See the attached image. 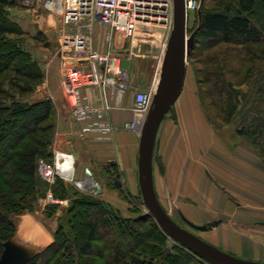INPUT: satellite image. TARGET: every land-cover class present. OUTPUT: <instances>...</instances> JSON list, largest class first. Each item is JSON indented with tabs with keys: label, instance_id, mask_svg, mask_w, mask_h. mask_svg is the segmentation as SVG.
Here are the masks:
<instances>
[{
	"label": "trees",
	"instance_id": "obj_1",
	"mask_svg": "<svg viewBox=\"0 0 264 264\" xmlns=\"http://www.w3.org/2000/svg\"><path fill=\"white\" fill-rule=\"evenodd\" d=\"M212 1L217 7L202 9L188 61L201 65L198 84L210 85L208 95L216 93L211 105L223 126L233 127L264 161V0ZM12 4L0 0V144L5 142L0 151V258L4 243L17 231L14 216L33 207L37 189L44 195L49 189L58 197L69 195L59 179L62 194L39 183V161L53 156L55 108L50 99L23 101L42 76L11 41L22 34L7 18ZM199 94L206 100L202 88ZM72 204L66 221L73 228L65 230L61 220L54 242L29 264H207L182 245L167 249L170 238L151 217L129 225L110 204L80 191ZM76 206L83 208V216Z\"/></svg>",
	"mask_w": 264,
	"mask_h": 264
},
{
	"label": "rangeland",
	"instance_id": "obj_2",
	"mask_svg": "<svg viewBox=\"0 0 264 264\" xmlns=\"http://www.w3.org/2000/svg\"><path fill=\"white\" fill-rule=\"evenodd\" d=\"M196 1L200 6L199 11L201 13L202 9H205V7H217V5L212 0ZM7 18L13 25L19 28L22 33L19 36L11 37V41L18 43L19 48L23 51V53L28 55L27 60L35 64L37 71L42 76L41 83L37 86H34L33 91L26 95L23 98V101H42L41 99L43 98L48 99L46 96H48L56 88L63 87L64 89V76L66 73L64 74V69L61 63L63 56L59 51L60 22L44 11H37L35 9L21 7L15 2H13V4L7 8ZM200 22L198 10L189 13V36L193 34V32L199 27ZM96 35V39H98V43H100V50L106 51L107 48L104 44V39L101 38V32L97 31ZM157 37L158 40H160L159 36ZM122 40H124L122 37H117L116 47H118L117 51L121 54V58L125 63L124 65L130 74L131 82L135 85L141 84L144 86L150 84V87L154 86L155 84L157 85L161 74L159 70L160 63L157 60L158 57H161L160 45H158L157 48H154L153 51H155V53L152 52V54L147 55L148 59L143 62L142 59L138 57V55H143V53H145L147 50L150 51V47L147 45V43L144 41L140 44L132 45L129 40H124L123 42ZM160 43L162 42H159V44ZM2 51L3 47L0 46V60H2L4 57L2 56ZM201 68L202 67L199 63L191 64L189 61L187 62V77L185 85L182 94L176 103H199L206 119L211 125V129L224 142L225 145V148L220 151V156L218 157L214 155L213 157L215 158L212 159V161L216 165L213 169L217 171L221 177L222 189H220L225 193V195L229 196V199L232 200L231 202L233 204L232 211H228V216L230 217H225L219 220V222L222 220L224 221V228L220 231L221 234L219 233V235L224 236L226 233L227 235L233 237L232 241H229L230 238L229 240H224L233 243V248L227 249L223 246L219 248L226 252L234 253L236 257L241 259H244L242 256L243 254H241L243 252L251 258L259 259L255 262L264 263V161L248 141L242 137H238L234 133L233 127L223 126L222 122L218 119L216 108L211 105V100L213 103L216 102V93L212 92L211 95H208L210 85L208 86L206 84L205 86H199L198 84V80L203 77L201 74H198V69ZM4 83L12 90L11 86L8 85L6 81ZM199 88L200 91L202 88L203 93L208 96V98L205 96L206 100L204 101L200 97ZM12 91H14V89ZM51 101L53 102V100ZM205 106H207L209 110ZM175 107L176 105H174L170 113L167 114L165 117L166 119L175 117ZM54 118L56 125V137L58 130L56 112ZM71 119L74 120L73 118ZM3 143L5 142L0 144V151L2 150ZM159 147L160 146L157 145V152H154V157H156L157 161H159V153L161 152ZM61 151L66 152L59 147L55 149L54 146L51 148V153L53 155L52 159H44L41 161H53L55 158V153ZM253 151H255L259 156L258 164L253 163V160L250 159L251 155L249 153ZM213 152L217 153V151ZM37 174L39 183L41 182L42 185H47L49 183L47 180L43 179L44 174H42L39 167ZM113 174L114 175L111 176L109 174L106 177V175L102 173L103 178L102 176H96L93 174V178L101 190L90 195L95 194V196L100 198V200H104V202L110 204L114 211L119 212V216L121 218L130 221L129 225L131 224V220L134 221L144 217H151L153 220H155L149 214L146 206L143 203L141 190L137 193L128 192L125 186L122 185V178L117 177V174H120L119 169L115 168ZM82 178L83 177L78 178L76 176V179L78 180ZM105 178H108V181ZM58 179L61 180L62 185H65V189H67V192L69 193L68 196L58 197L52 189H49L44 195L41 189V192L39 189H37L36 191H38L37 193L39 195L37 196V200L35 201L33 207L26 209L21 215L14 216V220L20 218L21 216H31V218H36L39 221L42 229L46 232V235L48 234V240L50 239V241L47 242L46 245L37 247L40 249L39 251H37V248L36 250L31 249L30 247L28 248L21 243L22 246L30 249L33 252L37 251L40 253L54 242V234L56 233L58 224L61 220H65V230L68 231L70 227L73 228L74 224H69L66 221V216L69 215L70 210H72V200L75 198V194L80 190L74 185V183L66 182L60 178H56L48 185H53L51 187H55L57 190H59V187L61 186H57L59 183ZM119 180L121 181L119 182ZM73 192L75 194H72ZM59 193L62 194V191L60 192L59 190ZM157 194L158 200L162 207L176 224L191 231L204 241L208 243L212 242L210 240L211 234L196 230L185 221L182 215L185 213L186 208L184 206L181 207L182 204L186 205L185 203L179 205L181 202L174 199V196L171 192L160 191L157 192ZM76 208V212L80 213L78 216H83V208L80 206H76ZM78 219H76L75 222H77ZM214 225L216 224H210L208 225V228L211 229L214 227ZM194 226L198 225L194 224ZM219 235L217 241L221 240L219 239ZM13 240H17V231L13 237ZM175 244L180 245L179 243H176L170 239L167 249H172V245Z\"/></svg>",
	"mask_w": 264,
	"mask_h": 264
},
{
	"label": "crops",
	"instance_id": "obj_3",
	"mask_svg": "<svg viewBox=\"0 0 264 264\" xmlns=\"http://www.w3.org/2000/svg\"><path fill=\"white\" fill-rule=\"evenodd\" d=\"M130 42L132 45H137L142 41L134 39ZM147 51H144L143 55H138L143 62L148 59L147 55L152 54V52L155 53V51H148V53ZM157 60L160 63L161 57H158ZM61 63L65 74L66 66L63 61ZM149 85H135L131 82L130 89L125 93H110L112 109L108 115V120L114 127V132L111 135L93 133L87 130L85 124L76 123L71 119V109L66 99L65 88H56L46 96L48 99L53 100L57 114L58 130L53 147L55 146V149L59 147L74 154L75 170L78 178L83 177L87 169L91 171L92 175L102 176V178V173L106 177L109 174L111 176L114 175L113 171L116 168L119 169L120 173L117 174V177L122 178V181L119 180V182H122L128 192L137 193L140 191V135L135 131L124 130L123 126L133 120L136 92L146 91L153 87ZM81 94L88 102L98 103L100 101V91L98 89L85 90ZM175 105V117L164 119L157 136L155 153L157 152V145L160 146L161 152L159 153V161L154 157L156 193L160 191L171 192L174 199L181 202L179 205L186 204L181 205V207L186 208V210L184 209L185 213L182 215L184 219L193 225H204L207 228L203 232L211 234L210 240L213 243L209 242L210 244H214L217 248L223 246L232 249L233 243L224 240L230 238L229 241H232L233 237L226 233L224 236L219 235L224 228V221L219 222V220L230 217L228 211H232L233 204L229 196L221 190V177L213 169L216 165L212 161L215 158L214 155L220 156V151L225 148L224 142L211 129V125L199 103H176ZM213 151H217V153ZM256 152L253 151L249 154L253 163L258 164L259 156ZM105 179L108 181V178ZM29 219H31V216H21L14 220L17 228V243L20 245L22 243L28 248L36 250L41 245L31 243L29 239L25 238L24 234L25 224L28 223ZM210 224L216 225L210 229L208 228ZM218 235L221 239L219 241H217ZM46 241L49 242L50 239ZM43 245H46V243ZM37 249V251L40 250ZM229 254L236 256L231 252ZM241 254H243L244 260H259L251 258L243 252Z\"/></svg>",
	"mask_w": 264,
	"mask_h": 264
},
{
	"label": "built area",
	"instance_id": "obj_4",
	"mask_svg": "<svg viewBox=\"0 0 264 264\" xmlns=\"http://www.w3.org/2000/svg\"><path fill=\"white\" fill-rule=\"evenodd\" d=\"M12 1L21 7L44 11L60 22L59 51L66 66L64 85L72 118L85 124L88 131L111 135L114 127L108 120L112 109L110 93L123 94L131 87L130 74L117 51L116 39L145 41L150 47L149 52L160 45V70L174 27V0ZM198 8L196 0H186L188 15ZM97 31L101 32L106 51L100 50ZM156 87L155 84L146 91L136 92L134 117L124 124V130L141 134L153 105ZM90 89L100 91L98 103L82 97L81 93ZM38 167L44 174L43 179L49 183L60 178L74 183L81 193L89 195L101 190L89 169L82 179H76L73 153L56 152L52 162L39 161Z\"/></svg>",
	"mask_w": 264,
	"mask_h": 264
},
{
	"label": "water",
	"instance_id": "obj_5",
	"mask_svg": "<svg viewBox=\"0 0 264 264\" xmlns=\"http://www.w3.org/2000/svg\"><path fill=\"white\" fill-rule=\"evenodd\" d=\"M199 8L198 15L201 21ZM200 28L201 22L193 34L188 35L186 0H174L173 31L161 62L160 80L156 87L153 105L140 134L139 184L143 203L149 214L171 240L184 246L207 264H264L226 253L191 231L180 227L164 210L155 190L154 152L157 136L162 122L182 94L187 76L188 56ZM185 221L196 230L205 231L207 229L205 226H194L186 219ZM38 254L39 252H33L12 239L4 243L0 264H29Z\"/></svg>",
	"mask_w": 264,
	"mask_h": 264
},
{
	"label": "bare ground",
	"instance_id": "obj_6",
	"mask_svg": "<svg viewBox=\"0 0 264 264\" xmlns=\"http://www.w3.org/2000/svg\"><path fill=\"white\" fill-rule=\"evenodd\" d=\"M24 234H25V238L29 239V241L33 244L43 245V244L47 243L46 240H48V234L46 235V232L42 229L39 221L37 219H34V218L29 219L28 223L26 222Z\"/></svg>",
	"mask_w": 264,
	"mask_h": 264
}]
</instances>
